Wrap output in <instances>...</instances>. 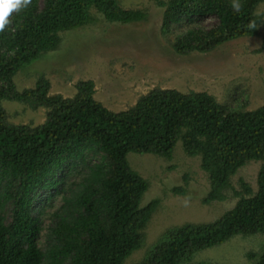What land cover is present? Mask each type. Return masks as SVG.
I'll return each mask as SVG.
<instances>
[{"label":"trees","instance_id":"1","mask_svg":"<svg viewBox=\"0 0 264 264\" xmlns=\"http://www.w3.org/2000/svg\"><path fill=\"white\" fill-rule=\"evenodd\" d=\"M263 2L158 0L161 32L193 24L174 39L172 48L181 55L258 34L260 51L264 16L257 10ZM92 10L109 22L149 19L147 9L126 8L119 0H30L0 31V264H126L145 244V228L160 204L158 198L142 204L149 181L127 155L172 159L179 141L208 174L203 202L225 200L232 176L251 161L262 163L258 190L242 180L238 201L218 219L168 228L131 264H215L193 259L234 236L264 235V105L245 110L206 91L154 88L129 109L113 111L94 97L93 80L79 81L76 94L64 97L50 94L44 74L34 87L18 89L15 75L57 49L62 32L93 23ZM4 100L45 107L46 120L38 126L11 123ZM57 200L42 241L43 217ZM257 256L253 264H264V246L260 254L249 253Z\"/></svg>","mask_w":264,"mask_h":264},{"label":"rangeland","instance_id":"2","mask_svg":"<svg viewBox=\"0 0 264 264\" xmlns=\"http://www.w3.org/2000/svg\"><path fill=\"white\" fill-rule=\"evenodd\" d=\"M126 8L141 7L149 11V19L139 23L109 22L92 10L95 21L86 27L61 33V43L44 53L31 65L23 67L14 77L18 89L34 87L44 74L51 83L50 94L73 97L76 84L93 80L96 100L113 111L127 110L154 88H173L182 92L206 91L230 107L254 110L264 105V49L262 35L243 36L230 40L210 52H175L173 42L192 23L173 25L162 34L164 8L158 0H119ZM257 12L264 16V2ZM210 23V20L207 21ZM8 120L14 124L38 126L47 117L48 109L31 108L28 104L4 100ZM131 167L149 181L142 204L158 198L145 228V244L134 251L126 264L140 261L152 245L170 227L188 222H210L218 219L238 201L241 181L258 190L261 161H251L232 176V185L223 201L203 202L210 189V180L201 167L200 157L188 156L179 141L172 159L152 153L130 152ZM175 189H182L177 192ZM43 217L41 240L45 241L51 213ZM264 235H237L225 243L197 253L193 262L215 264H253L250 252L260 254Z\"/></svg>","mask_w":264,"mask_h":264},{"label":"clouds","instance_id":"3","mask_svg":"<svg viewBox=\"0 0 264 264\" xmlns=\"http://www.w3.org/2000/svg\"><path fill=\"white\" fill-rule=\"evenodd\" d=\"M30 0H0V31H3L10 23L9 17L11 13L16 10H20L23 7H27ZM233 8L238 10L239 6L233 3Z\"/></svg>","mask_w":264,"mask_h":264}]
</instances>
